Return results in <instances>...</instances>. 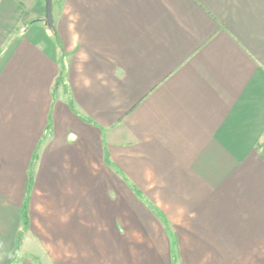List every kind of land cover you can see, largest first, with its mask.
<instances>
[{
	"label": "crops",
	"instance_id": "obj_1",
	"mask_svg": "<svg viewBox=\"0 0 264 264\" xmlns=\"http://www.w3.org/2000/svg\"><path fill=\"white\" fill-rule=\"evenodd\" d=\"M55 1L0 0V264H264V0Z\"/></svg>",
	"mask_w": 264,
	"mask_h": 264
},
{
	"label": "water",
	"instance_id": "obj_2",
	"mask_svg": "<svg viewBox=\"0 0 264 264\" xmlns=\"http://www.w3.org/2000/svg\"><path fill=\"white\" fill-rule=\"evenodd\" d=\"M55 0H45V23L48 27L54 29L53 4Z\"/></svg>",
	"mask_w": 264,
	"mask_h": 264
},
{
	"label": "rangeland",
	"instance_id": "obj_3",
	"mask_svg": "<svg viewBox=\"0 0 264 264\" xmlns=\"http://www.w3.org/2000/svg\"><path fill=\"white\" fill-rule=\"evenodd\" d=\"M56 4V1L54 2V5ZM61 67H60V69H59V71H61V75H64V73H65V68L64 67H62V65H60ZM59 79H62V78H59ZM18 245H16V247H17ZM15 247V248H16ZM14 252L15 251H13V254H12V256H11V259L9 260V261H7V264H17V262H18V259H15V256H14Z\"/></svg>",
	"mask_w": 264,
	"mask_h": 264
},
{
	"label": "trees",
	"instance_id": "obj_4",
	"mask_svg": "<svg viewBox=\"0 0 264 264\" xmlns=\"http://www.w3.org/2000/svg\"><path fill=\"white\" fill-rule=\"evenodd\" d=\"M25 224H26V221H25Z\"/></svg>",
	"mask_w": 264,
	"mask_h": 264
}]
</instances>
